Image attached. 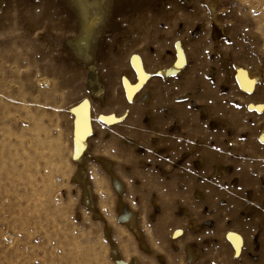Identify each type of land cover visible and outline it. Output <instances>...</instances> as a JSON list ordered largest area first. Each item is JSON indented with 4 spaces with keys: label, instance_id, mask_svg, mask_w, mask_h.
I'll use <instances>...</instances> for the list:
<instances>
[{
    "label": "rangeland",
    "instance_id": "obj_1",
    "mask_svg": "<svg viewBox=\"0 0 264 264\" xmlns=\"http://www.w3.org/2000/svg\"><path fill=\"white\" fill-rule=\"evenodd\" d=\"M132 4L110 9L93 73L68 43L69 0H0V264H264V0ZM177 41L184 69L128 103L130 56L153 73ZM234 65L257 76L252 93ZM82 98L93 132L74 160Z\"/></svg>",
    "mask_w": 264,
    "mask_h": 264
},
{
    "label": "bare ground",
    "instance_id": "obj_2",
    "mask_svg": "<svg viewBox=\"0 0 264 264\" xmlns=\"http://www.w3.org/2000/svg\"><path fill=\"white\" fill-rule=\"evenodd\" d=\"M69 2L77 15L79 28L75 38L68 43L78 60L85 63L88 69L93 72L95 71L94 65L90 63L92 59L91 53L93 43L100 28L103 30L107 27L108 23H106V21L108 16H110V9L114 7V11L118 9V13L120 12L123 16L132 17L135 15L133 11L134 7H132L134 4H132V0H121L120 2L118 0H86V7H76V0H69ZM125 7L128 8V11L125 10ZM129 65L134 75V80L130 81L125 75H122L120 78L121 87L128 103L133 100L152 76L166 78L181 72L186 65V55L181 42L177 41L174 47V58L169 66L150 73L146 70L143 59L137 54H132L130 56ZM234 76L237 86L241 91L247 94L253 92L255 82L257 81V76L255 74H252L241 66L234 65ZM93 83L98 84L96 78L89 84L92 85ZM99 92H101L100 87L95 93L99 94ZM248 108L259 111L262 107L250 104ZM68 111L72 115V156L74 160H78L82 152L86 149L87 141L93 132L90 101L87 98H82L79 102L69 107ZM127 113L128 111L125 110L121 116H116L113 113L98 114L97 119L106 125H113L123 120ZM260 137L264 138V133ZM179 233L180 231L178 230L174 232V235L176 236ZM226 238L230 242L235 256H238L243 242L242 237L238 233L230 231L227 233ZM117 264L126 263L118 260Z\"/></svg>",
    "mask_w": 264,
    "mask_h": 264
},
{
    "label": "snow or ice",
    "instance_id": "obj_3",
    "mask_svg": "<svg viewBox=\"0 0 264 264\" xmlns=\"http://www.w3.org/2000/svg\"><path fill=\"white\" fill-rule=\"evenodd\" d=\"M76 7H86L87 6V2L86 0H76Z\"/></svg>",
    "mask_w": 264,
    "mask_h": 264
},
{
    "label": "crops",
    "instance_id": "obj_4",
    "mask_svg": "<svg viewBox=\"0 0 264 264\" xmlns=\"http://www.w3.org/2000/svg\"><path fill=\"white\" fill-rule=\"evenodd\" d=\"M230 243V242H229ZM231 245V244H230Z\"/></svg>",
    "mask_w": 264,
    "mask_h": 264
}]
</instances>
